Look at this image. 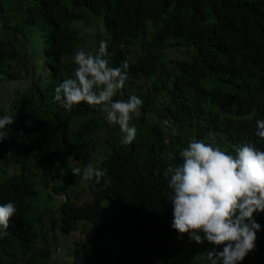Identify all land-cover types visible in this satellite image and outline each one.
I'll return each mask as SVG.
<instances>
[{
  "label": "trees",
  "instance_id": "trees-1",
  "mask_svg": "<svg viewBox=\"0 0 264 264\" xmlns=\"http://www.w3.org/2000/svg\"><path fill=\"white\" fill-rule=\"evenodd\" d=\"M32 29L42 35L46 85L33 79L25 52ZM102 38L111 66L129 64L119 98L135 92L144 100L130 121L138 129L130 145L119 143V126L101 112L83 102L65 110L52 99L75 67L72 53ZM5 71L32 86L18 92L16 122L0 143V202L17 207L0 238V264H56V227L72 245L70 264H206L210 245L189 244L186 234L178 241L170 229L163 172L178 162L170 153L193 138L215 134L230 152L243 141L264 148L254 134L264 119V0H0ZM89 164L105 171L107 185L72 175ZM40 174L45 189L64 198L37 230L30 212ZM258 220L264 227V214ZM243 264H264V233Z\"/></svg>",
  "mask_w": 264,
  "mask_h": 264
},
{
  "label": "clouds",
  "instance_id": "clouds-1",
  "mask_svg": "<svg viewBox=\"0 0 264 264\" xmlns=\"http://www.w3.org/2000/svg\"><path fill=\"white\" fill-rule=\"evenodd\" d=\"M109 42L100 39L93 49L80 47L71 55L72 73L54 88L53 101L65 110L83 104L103 114L108 125H118L119 143L130 145L137 137V126L144 105L142 97L123 89L129 67L124 60L117 66L109 62ZM16 122L6 108H0V143L9 139ZM255 136L264 141V119L255 122ZM163 172L171 208L170 229L178 241L207 244L206 264H243L257 250L264 227L258 217L264 214V148L251 141L237 144L233 151L221 146L215 134L190 139L178 153H170ZM72 175H82L96 184L109 183L103 169L89 164L74 167ZM17 212L12 200L0 202V238L6 235L10 219ZM60 250L52 249V259Z\"/></svg>",
  "mask_w": 264,
  "mask_h": 264
},
{
  "label": "rangeland",
  "instance_id": "rangeland-1",
  "mask_svg": "<svg viewBox=\"0 0 264 264\" xmlns=\"http://www.w3.org/2000/svg\"><path fill=\"white\" fill-rule=\"evenodd\" d=\"M26 36L29 38V41L25 43L26 48L25 52L27 55V58L30 57L31 62L30 65L34 66L33 70V79L39 84V85H46L48 82V73L44 70V47H43V40L41 32H37L35 29H32L30 32L29 30L26 31ZM6 38H10L11 40H16V35H7ZM21 47V46H20ZM19 51H22L21 49H18ZM14 71V70H13ZM16 73L18 75H22L20 68L15 69ZM31 81L27 82L26 86L23 83V80H11L9 78V73L5 71V73L0 72V104L3 105L4 108H6L10 113H14L15 107L14 102L17 101L18 98V92L25 93V87H27V90L32 86ZM24 84V85H23ZM6 88H5V87ZM10 89L12 92L8 95L5 94V90ZM29 91V90H28ZM47 99V98H46ZM100 136H104L103 131H100ZM2 169H6L1 163H0V171ZM84 188L83 192L85 194V199L88 201L90 199V193L88 192V186L87 184L83 185ZM35 188L38 191V199L35 202H32L33 204V210L30 212V218L34 222L36 229L38 230V226H40L42 229L44 225H42L39 221L41 218V215L43 216L45 213L49 210H57L58 205L60 202L63 201V196L59 197L58 195L54 194L52 192V189H45L43 184V175L40 174L35 179ZM80 189V190H82ZM48 216V215H47ZM45 216V217H47ZM55 232L59 234V241L53 242V250H60V255L57 257H53L54 262L56 264H70L72 262V256L70 253V248L72 245H69L65 236L61 234V231L58 227ZM62 237V238H61ZM124 246V245H123ZM123 246H118V248H121ZM66 250V251H65ZM111 252L117 253L116 251L111 249ZM61 256V257H60ZM91 259H96L94 256H91ZM90 264H93L92 262Z\"/></svg>",
  "mask_w": 264,
  "mask_h": 264
},
{
  "label": "bare ground",
  "instance_id": "bare-ground-1",
  "mask_svg": "<svg viewBox=\"0 0 264 264\" xmlns=\"http://www.w3.org/2000/svg\"><path fill=\"white\" fill-rule=\"evenodd\" d=\"M221 1V0H220ZM70 2V1H69ZM68 7V6H67ZM69 8V7H68ZM60 14V13H59ZM58 19V18H57ZM62 24V23H61ZM60 24V25H61ZM21 26V25H20ZM198 27V26H197ZM67 29V28H66ZM68 30H70V29H68ZM72 33V32H71ZM75 35V34H74ZM167 55V54H166ZM2 62H4V61H2ZM22 64H23V62H22ZM3 66V65H2ZM6 67V66H5ZM69 69V68H68ZM13 70V69H12ZM4 71V70H3ZM2 71V72H3ZM23 100V99H22ZM25 100V99H24ZM47 100V99H46ZM21 102V101H20ZM45 102V101H44ZM23 109V108H22ZM20 115V114H19ZM17 118V117H16ZM61 180V179H60ZM60 182V181H59ZM61 194V193H60ZM152 202V201H151ZM149 205V204H148ZM151 206V205H150ZM132 209V208H131ZM144 212V211H143ZM137 213V212H136ZM127 214H129V213H127ZM132 215V214H131ZM30 231V230H29ZM33 232V231H32ZM6 233H8V232H6ZM28 235V234H27ZM30 237H32V236H30ZM4 238H6V237H4ZM8 238V237H7ZM14 238V237H13ZM62 238V237H61ZM2 240V239H1ZM82 240V239H81ZM113 240V239H112ZM187 240V239H186ZM59 241V240H58ZM10 243V242H9ZM119 244V243H118ZM76 245V244H75ZM77 248V247H76ZM193 248V247H192ZM113 249V248H112ZM66 251V250H65ZM106 251V250H105ZM111 252V251H110ZM52 253V252H51ZM69 253V252H68ZM190 253V252H189ZM47 254V253H46ZM106 254H107V252H106ZM105 254V255H106ZM17 255V254H16ZM48 256V255H47ZM61 257V256H60ZM87 260V259H86ZM15 261H17V260H15ZM18 262V261H17ZM24 262V261H23ZM169 264V263H168Z\"/></svg>",
  "mask_w": 264,
  "mask_h": 264
}]
</instances>
